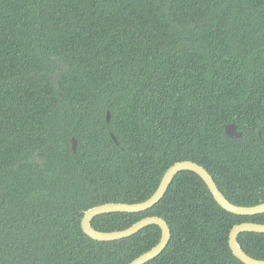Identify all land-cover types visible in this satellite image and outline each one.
Here are the masks:
<instances>
[{
  "label": "trees",
  "instance_id": "1",
  "mask_svg": "<svg viewBox=\"0 0 264 264\" xmlns=\"http://www.w3.org/2000/svg\"><path fill=\"white\" fill-rule=\"evenodd\" d=\"M181 161L233 205L264 202V0H0V264H129L160 228L100 242L83 213L145 201ZM152 216L170 240L145 264H243L230 230L264 224L181 171L153 207L90 225ZM237 243L264 261V233Z\"/></svg>",
  "mask_w": 264,
  "mask_h": 264
},
{
  "label": "water",
  "instance_id": "2",
  "mask_svg": "<svg viewBox=\"0 0 264 264\" xmlns=\"http://www.w3.org/2000/svg\"><path fill=\"white\" fill-rule=\"evenodd\" d=\"M109 120V113L107 112V121ZM225 134L230 138H238L241 132L236 130L234 123H230L224 126ZM111 138L117 143L115 137L111 135ZM72 151H75L76 141L74 138L71 139ZM181 171H191L198 175L205 185L207 186L210 194L212 195L215 202L225 211L237 216H254L259 214H264V202L254 205V206H236L231 204L219 191L216 184L214 183L210 174L200 165L191 161H181L173 164L168 168L162 175L160 183L155 190V192L145 201L135 204H124V203H108L93 207L83 213L81 218L80 226L83 233L90 239L100 242H108L114 240H120L131 235H134L142 228L148 225H157L160 228L161 235L159 242L147 252L141 254L139 257L131 261L129 264H145L148 261L153 260L159 256L164 249L167 247L170 240V229L166 222L156 216L145 217L133 224L129 228L120 231L112 232H100L94 230L90 221L93 217L97 215L107 214V213H139L143 212L155 204H157L165 195L168 187L172 183L174 177ZM253 232V233H264V224L256 223H241L232 227L228 236V244L232 254L243 264H264L263 260H257L249 257L237 243V236L240 233Z\"/></svg>",
  "mask_w": 264,
  "mask_h": 264
}]
</instances>
